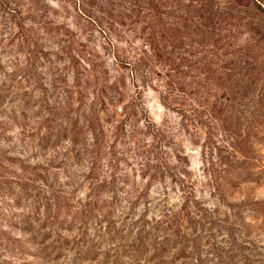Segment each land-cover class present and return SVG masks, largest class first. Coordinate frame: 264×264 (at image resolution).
Segmentation results:
<instances>
[{
  "label": "rangeland",
  "instance_id": "rangeland-1",
  "mask_svg": "<svg viewBox=\"0 0 264 264\" xmlns=\"http://www.w3.org/2000/svg\"><path fill=\"white\" fill-rule=\"evenodd\" d=\"M0 264H264V0H0Z\"/></svg>",
  "mask_w": 264,
  "mask_h": 264
}]
</instances>
